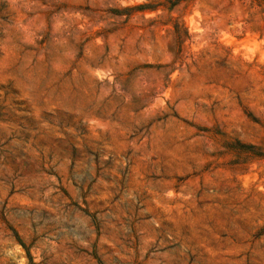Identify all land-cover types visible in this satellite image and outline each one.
Here are the masks:
<instances>
[{
  "label": "rangeland",
  "instance_id": "1",
  "mask_svg": "<svg viewBox=\"0 0 264 264\" xmlns=\"http://www.w3.org/2000/svg\"><path fill=\"white\" fill-rule=\"evenodd\" d=\"M248 145L264 0H0V264H264Z\"/></svg>",
  "mask_w": 264,
  "mask_h": 264
},
{
  "label": "trees",
  "instance_id": "2",
  "mask_svg": "<svg viewBox=\"0 0 264 264\" xmlns=\"http://www.w3.org/2000/svg\"><path fill=\"white\" fill-rule=\"evenodd\" d=\"M251 149L248 151V155L251 158H257L264 160V148L255 147L254 145H248ZM256 149V151H255Z\"/></svg>",
  "mask_w": 264,
  "mask_h": 264
}]
</instances>
